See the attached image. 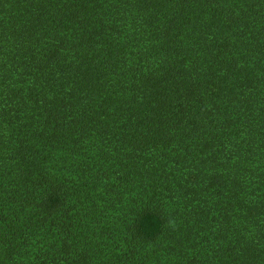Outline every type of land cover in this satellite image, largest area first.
<instances>
[{"label":"trees","instance_id":"trees-1","mask_svg":"<svg viewBox=\"0 0 264 264\" xmlns=\"http://www.w3.org/2000/svg\"><path fill=\"white\" fill-rule=\"evenodd\" d=\"M0 264H264V0H0Z\"/></svg>","mask_w":264,"mask_h":264}]
</instances>
